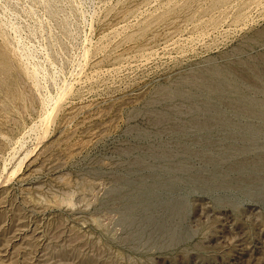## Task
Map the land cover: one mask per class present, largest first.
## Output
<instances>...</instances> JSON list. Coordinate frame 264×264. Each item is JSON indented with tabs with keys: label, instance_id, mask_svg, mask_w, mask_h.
<instances>
[{
	"label": "rangeland",
	"instance_id": "obj_1",
	"mask_svg": "<svg viewBox=\"0 0 264 264\" xmlns=\"http://www.w3.org/2000/svg\"><path fill=\"white\" fill-rule=\"evenodd\" d=\"M0 264H264V0H0Z\"/></svg>",
	"mask_w": 264,
	"mask_h": 264
}]
</instances>
